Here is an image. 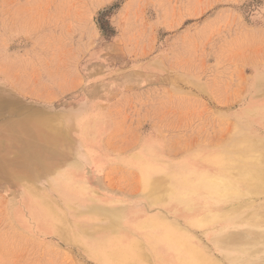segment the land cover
<instances>
[{
	"label": "rangeland",
	"instance_id": "374dc122",
	"mask_svg": "<svg viewBox=\"0 0 264 264\" xmlns=\"http://www.w3.org/2000/svg\"><path fill=\"white\" fill-rule=\"evenodd\" d=\"M257 105L264 0H0V159L39 161L28 170L0 161V264H107L51 230L73 210L39 163L46 154L59 168L60 153L111 217L93 221L139 238L146 229L133 221L160 211L230 264L203 229L148 204L140 167L203 163L238 143L240 126L264 140V119L244 114ZM25 123L55 141L31 151L18 133ZM68 226L96 237L83 216Z\"/></svg>",
	"mask_w": 264,
	"mask_h": 264
},
{
	"label": "bare ground",
	"instance_id": "6f19581e",
	"mask_svg": "<svg viewBox=\"0 0 264 264\" xmlns=\"http://www.w3.org/2000/svg\"><path fill=\"white\" fill-rule=\"evenodd\" d=\"M253 108L257 111L247 109L244 114L251 112L258 114L260 120L264 119V106ZM23 125V128L19 126L18 133L24 136L25 147L31 151L35 152L34 149L42 145L47 148L49 142L55 141L51 135L39 134L32 125ZM244 129L245 126L239 127L241 131L238 136L241 138L238 143L229 145L225 151L218 150L206 156L203 163L194 160L187 165L172 166L147 159L140 170L146 188L144 196L150 206L169 210L193 227L203 229L216 250L230 264H264V211L258 207L259 201L264 200V140L252 139L251 135L244 133ZM4 130L18 135L14 133L17 128ZM7 149L0 144V152ZM58 156L64 161L59 168L55 166L53 156L47 157L46 154L39 165L51 166L54 174L43 180L47 179L52 184L73 213H70L69 218L67 216V223L60 221L59 217L55 219L57 221L53 220L56 226L54 223L51 230L74 239L88 252L95 250L96 245L106 243L105 252L92 253L107 264H221L219 259L216 258L220 261L217 262L211 258L207 250L194 243L174 220H169L160 211V215L154 216L143 211L135 221L132 220L134 229L153 228L152 231L141 232V238L131 236L130 232H121L124 228L120 229L116 223L93 221L107 215L96 207V204L101 203L100 199L87 196L77 166L67 161L66 154L60 153ZM2 160L26 167V170L31 164L39 162L38 159H30V162L28 158H21V161L18 158ZM88 188L93 195H97L93 187ZM78 206L82 210L74 214ZM78 216H83L96 229V237H89L86 231L79 233L68 226V221ZM146 243L152 245L151 250Z\"/></svg>",
	"mask_w": 264,
	"mask_h": 264
},
{
	"label": "crops",
	"instance_id": "0c3cea01",
	"mask_svg": "<svg viewBox=\"0 0 264 264\" xmlns=\"http://www.w3.org/2000/svg\"><path fill=\"white\" fill-rule=\"evenodd\" d=\"M142 230H144V229H142ZM146 230H150V229H146ZM152 231V230H151ZM154 231V230H153ZM140 238L142 237V235H140L139 236ZM126 238V237H125ZM146 242H148V241H146ZM101 244V243H100ZM96 245V248H95V250H93V251H98V253L100 254V253H103V252H105V248H106V246H107V244L106 243H102L101 245ZM146 245H147V247H148V249L149 250H151L152 248V245H150L149 243H146ZM93 251H90L89 253H92Z\"/></svg>",
	"mask_w": 264,
	"mask_h": 264
}]
</instances>
